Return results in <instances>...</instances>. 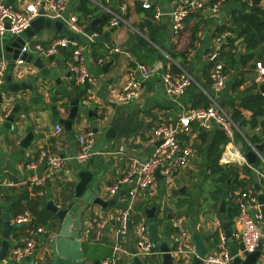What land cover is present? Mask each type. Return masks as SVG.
Wrapping results in <instances>:
<instances>
[{
  "label": "crops",
  "instance_id": "obj_1",
  "mask_svg": "<svg viewBox=\"0 0 264 264\" xmlns=\"http://www.w3.org/2000/svg\"><path fill=\"white\" fill-rule=\"evenodd\" d=\"M28 1L30 0H10V4L22 8ZM212 1L220 3L216 13L203 8L189 14L183 20L182 28L177 35L173 33L172 20L169 15L176 0H156V5L147 10L141 8L138 0L66 1L62 22H66V19L73 15L77 18L78 24L82 26V32L78 33L80 40L77 43L84 46L82 54L90 73V81L83 87H75L71 83L66 62L71 58L72 46L61 48L58 54L53 55L52 61L45 59V66L51 70L49 77L33 79L32 75L38 73V68L31 63L17 64L12 71L9 70V67L7 68L6 74L12 72L15 77L18 76V79L30 76L34 85L41 84V86L25 92L11 93L6 90L8 83L5 81L0 92L3 97V102L0 103V124L3 121L2 115L7 114L9 108L14 104L20 105L18 115L22 117L17 134L11 129L0 127V229L2 225L1 216L6 207H8V214L13 224L16 217L20 215L18 214L19 209L26 202L22 198L25 189L28 191L29 198L42 202L43 208H40L44 210L49 200L60 207L69 202H77L75 208L77 209L82 201L79 197L74 196V187L78 180L76 174L80 168L94 172L93 181L90 184L92 183L95 189L94 176L102 178V186L98 192L95 191L96 196L105 201L114 200L112 205L105 208L100 205L89 204L87 210L89 218L96 213L118 211L125 202L123 190L120 189L116 194H110L108 187L116 178L129 170L130 157L143 160L150 156L152 149L148 143V138L153 127L174 122L181 113L203 107L196 100L194 86L202 91L209 103L210 97L214 98L230 115L233 106L241 101L248 90L251 89L254 93H260L264 96V91L258 90L259 85L264 83V76L258 79L256 68V62L259 61L264 66L262 45H258L253 58L242 64L240 57L246 53V45L242 37L236 38L235 34L223 28V26H232V18L237 16L240 11H249L248 8L252 1ZM123 5L125 6L124 21L115 27H111L109 25L110 15L106 10L118 11ZM259 6L264 9V0L259 2ZM156 10L162 12L158 18L154 17ZM103 13H106V17L97 25L96 32L91 36L86 35L84 28L89 25L92 19ZM108 31L106 38H103L102 34ZM223 32H227L228 37L235 39L233 45L230 46L227 37L226 43L222 45L220 50L227 81L223 88L217 90L211 86L206 58L207 54L215 47V38ZM62 36L64 35L59 31L43 28L32 37L25 38V43L28 45L40 43L46 46L53 39ZM92 36H96V39H93ZM11 37L12 35L9 33L0 37V61L7 60L4 45ZM228 51L233 54L235 61L233 67H228L224 61V53ZM29 52L35 56L38 55L31 50ZM98 59H103V61L98 63ZM133 59L146 64L152 74L144 81L140 95L136 100L124 104L117 103L111 94L120 89L129 69L132 67L131 60ZM108 62L111 63L103 68V64ZM167 69H170L172 73H179L184 70L193 78L194 86H190L186 93L176 100H171L165 94L160 79L161 73ZM236 84L238 86L234 88ZM80 89H82V93L79 99V110L76 118L72 121L71 129L66 131L59 124V119L67 117L70 109L69 101ZM86 96L89 97L88 105H84L82 102L83 99L87 98ZM24 107H27L26 112L23 111ZM88 110L95 113V118H93V114L90 116L87 114ZM241 114L247 121L251 118V112L248 110L241 109ZM234 123L237 125L238 122ZM55 125H60L62 130L56 132ZM108 127H112L115 133L114 137L106 136ZM216 128L217 126L214 125L210 132L205 131L208 132V138L207 141L203 142L199 138L202 129L192 123L191 136L186 134L179 136L184 143L191 140L194 147V155L190 158L187 166L175 175L176 178L174 176V181L172 179L167 184L163 179L156 180L154 188L140 192L134 198L135 212L138 213L134 215V218L142 216L147 224L150 221L155 223L159 235L156 246L160 253L152 256H156L159 262L162 258L159 244L164 242L168 251L174 247L172 238L177 236V227L174 226L175 218H182V226L187 231L190 246L194 248L193 234L197 233L207 248V252L217 250L218 232L219 230L225 232L221 226V221L226 217H221L218 211L221 198L216 196L217 184L214 181V176L210 173L204 149L206 145H210L212 132ZM238 128L244 136L254 131L258 132V128L251 129L248 124H242ZM88 129L92 131L96 129L94 131V154L89 160L85 162H77L74 159L66 161L53 178L43 185H35L38 187L36 191L32 190L34 186L29 187L22 183L31 176L43 172V170L38 171V168L42 166V164L37 163L40 150L45 149L59 156H74L78 151L77 135ZM28 131L33 133V138L30 145L22 152L18 144ZM5 134H8L9 139L7 141L2 139ZM263 154L264 152L261 153V159L255 153V162L248 163L254 168L264 169ZM33 163L36 164L35 167L31 166ZM193 165L194 167H192ZM199 165L208 170L206 176H210L214 184L206 189L202 180L198 181V177L195 178L196 188L193 189L195 193L189 200L185 198L184 186L178 188L176 182L184 180L188 176L196 175V168ZM236 165L239 168H233L234 164L223 165L236 170L238 179L244 183L229 192V195L243 188H250L257 198L259 194H264V179H261L247 165ZM246 170L251 172L245 173ZM179 174L180 176L177 177ZM174 194H177V197ZM226 200L229 201V198ZM167 202L170 203V207L176 206L175 210L178 206L179 208L183 207L182 212L184 214L173 213ZM153 205L156 206L154 217L149 219L144 210ZM225 206L227 208V203ZM158 212L162 214V219H155ZM53 220L57 226L56 218L53 217ZM84 224L87 226V231L80 232V239L83 242L87 240L96 241L93 224L88 218H85ZM56 226L52 228L44 225V228L55 233ZM15 233H19L18 227L10 232V247L23 236L15 238ZM40 242L41 247L44 248L42 241ZM98 242L110 248L109 230ZM233 243L239 248L238 239L234 240ZM125 244L129 249L133 248L134 237L132 234L128 236ZM42 248H38L35 256L26 259L24 264H51L52 253L46 254ZM169 254L172 256L173 262V255ZM7 264L13 263L7 261Z\"/></svg>",
  "mask_w": 264,
  "mask_h": 264
},
{
  "label": "built area",
  "instance_id": "obj_2",
  "mask_svg": "<svg viewBox=\"0 0 264 264\" xmlns=\"http://www.w3.org/2000/svg\"><path fill=\"white\" fill-rule=\"evenodd\" d=\"M66 1L30 0L20 8L0 0V37L6 33L12 36L20 35L29 26L30 22L39 15L40 8L44 10L45 17L62 21ZM138 1L141 8L146 10L156 5V0ZM219 7L220 3L212 0H176L175 6L169 12L174 35L180 32L182 22L189 14L203 8L216 13ZM106 11L110 15L109 25L111 27H115L124 21V5L118 11L110 9ZM161 14L162 12L156 10L154 17L158 18ZM64 23L73 32H82V26L78 24L75 16L70 15ZM228 36L227 32L220 33L215 38V47L207 54L206 58L209 66L211 86L217 90L223 88L227 81L220 50L222 45L226 43ZM68 46H72L71 58L66 62L71 83L75 87H83L90 81V73L82 54L84 46L79 45L76 40H69L67 37L62 36L53 39L46 46L40 43L33 45L25 43L21 47L20 52H29L31 50L38 55L46 57L56 55L61 48ZM102 61L103 59H98V63ZM131 61L132 67L129 69L125 81L119 90L111 94L113 100L117 103L124 104L136 100L140 95L144 81L152 74L146 64L134 59ZM22 62L21 59H17L15 66ZM7 65V60L0 61V92L5 83ZM256 68L259 79L264 76L262 62H256ZM160 79L165 94L171 100H176L183 96L193 84V78L184 70L179 73H172L170 69H167L161 73ZM86 97L82 101L84 105L89 103V97ZM192 123H195L199 129L204 131H210L216 125L223 132L226 140L218 158L220 164H245L252 168L261 179H264V171L254 168L248 163L244 155L245 150L241 151L238 148L236 139L239 138L243 144L246 143L249 148L245 147V149L254 151L262 159L261 154L257 151L255 145L241 133L231 115L214 98L210 97L208 106L185 111L178 116L176 121L153 127L148 138V143L152 149L150 156L143 160L137 157H130L129 170L124 175L116 178L108 187L110 194H116L120 189L123 190L125 202L123 207L116 212L106 211L91 216L90 222L93 224L94 239L96 241L100 240L107 230L110 232L111 254L99 260V264H126L132 256L130 249L125 244L130 234L134 237L133 249L135 256L144 259L160 253L148 234L145 218L142 216H139L137 220L134 218V215L138 214L135 212L134 198L136 194L154 188L157 180L154 175L156 169H159V174L163 176V181L168 184L182 168L187 166L190 158L194 155V147L191 140L184 143L179 136L180 134L191 136ZM55 130L60 132L62 127L55 125ZM233 131H235L236 136ZM94 140V131L88 129L80 132L77 135L78 151L74 156H59L45 149L40 150L37 163L44 166L43 172L39 175L31 176L22 183L29 187L43 185L53 178L66 161L74 159L77 162H85L89 160L94 154ZM158 141L159 144H156ZM31 166L35 167L36 164L33 163ZM228 198L237 208V213L233 217V224L230 228V236H226L223 230H219L217 250L206 252L201 258V264H234V256L243 261L248 253L256 249L259 243L261 244V249L254 264H264V220L260 211L262 204L250 188L238 189L231 193ZM32 220L33 217L28 211H24L14 220V224L24 227V235L9 248L4 264H7V261L13 264H24L26 259L35 256L38 248H42L39 236L45 234L50 242L53 239L54 232H49L48 229L40 225L34 227ZM174 226L177 227V236L172 238L174 247L170 248L168 252L173 255V264H189L195 254V249L190 246L187 231L182 226V218H175ZM239 238L243 248H237L235 255H232L229 248L230 243ZM42 245L44 247L42 248L43 252L46 254L52 253L51 247L44 243ZM123 257L126 258L123 259Z\"/></svg>",
  "mask_w": 264,
  "mask_h": 264
},
{
  "label": "water",
  "instance_id": "obj_3",
  "mask_svg": "<svg viewBox=\"0 0 264 264\" xmlns=\"http://www.w3.org/2000/svg\"><path fill=\"white\" fill-rule=\"evenodd\" d=\"M6 4H10V0H5ZM106 13L101 14L100 16L92 19L88 26L84 28V32L86 35L91 36L96 32L97 25L101 22L102 19H105ZM53 29L61 32L65 37L69 40H80V35L78 33L73 32L68 28V26L56 19H50L44 16V10L42 8L39 9V15L34 18L29 26L20 34L16 36H12L4 45V51L6 53V59L8 61L9 70L15 66V61L17 59H21L25 63H31L34 67L38 68V73L32 75L33 79H38L39 77L50 76L51 70L45 66V59L48 61H52L54 59L53 55L49 56H41V55H33L30 52H20L21 47L25 44L26 39L30 38L36 33H38L41 29ZM108 32L102 34L103 38H106ZM93 39H96V36H92ZM101 39V38H100ZM111 62L103 64V68L108 66ZM5 81L8 83L6 85V90L11 93L16 92H25L27 90H32L34 87L39 88L41 84H33L31 77L18 79V76H14L12 72L7 73L5 75ZM259 91H264V83L259 85ZM82 93V89L78 90L75 94L74 98L69 101L70 109L66 118H60L59 124L63 126L66 131L71 129L72 121L76 118L78 110H79V99ZM12 101V99H9ZM3 102V97L0 95V103ZM20 110L19 104H14L11 108H9L7 114L2 115L3 121L0 124V127H4L6 129H11L16 134L19 130V124H21L22 117L18 115ZM23 111H27V107L23 108ZM87 114L90 116L93 114V118H95V113L92 110H88ZM15 124H12L14 123ZM96 131V129H93ZM107 137H114L115 133L112 127H108L106 130ZM33 138V133L28 131L25 136H23L19 141L20 151L23 152L25 148L30 145V142ZM4 141L8 140V134H5L2 138ZM211 137L209 138V140ZM159 144V141L156 143ZM236 144L238 148L243 151L245 150L244 144L240 139H236ZM255 148L261 154L264 150V140L259 143H255ZM245 157L249 163H254L256 160L255 152L252 150H245ZM44 166H40L38 171H42ZM94 172H90L85 170L84 168H80L77 172L76 176L78 180L76 181L74 187V196L79 197L82 201V205H87V208L83 211L88 210L89 204L100 205L105 208L108 205H112L114 200H103L99 196H96V190L94 185L90 182L92 181ZM157 180L163 179V176L159 174V169H156L154 173ZM230 180H228L229 182ZM229 192L227 189H224L220 196L219 203V213L221 217L225 218L226 212V198H228ZM258 201L262 204L260 206V211L264 220V194L258 195ZM77 202H69L63 207L56 205L54 202L49 200L45 205V210L49 211L54 215L57 221L56 232L53 235V239L51 240V252H52V260L51 264H99V259H94L93 261L86 260L85 253L83 250V241L80 239V232L87 231V226L84 224L85 218L81 216L78 212ZM82 206H79L81 208ZM156 206H151L144 210V213L147 218L152 219L154 217ZM2 225L0 229V264H4V260L7 258L8 251L10 248L9 236L10 232L15 228L19 227L18 224H13L10 220V216L8 214V207L5 208L4 213L1 216ZM91 218H89L90 220ZM221 226L225 230L226 236H230V223L228 220L223 219L221 221ZM148 234L151 240L157 244L159 241V235L157 234L156 226L153 221L148 222L147 224ZM239 240L238 247L239 249L243 248L242 243ZM194 248L195 254L192 256L189 264H201V258L206 254L207 248L199 238L197 233L193 234ZM159 248L162 251V258L159 264H173L172 256L168 253V247L164 242L159 244ZM230 252L232 255H235L237 250V245L235 243H231ZM261 249V244L259 243L256 249L248 253L245 260L240 261L237 256H234L233 262L234 264H254L259 252ZM130 252L132 254L131 259L126 262V264H146L143 258L134 255V249L130 248Z\"/></svg>",
  "mask_w": 264,
  "mask_h": 264
},
{
  "label": "trees",
  "instance_id": "obj_4",
  "mask_svg": "<svg viewBox=\"0 0 264 264\" xmlns=\"http://www.w3.org/2000/svg\"><path fill=\"white\" fill-rule=\"evenodd\" d=\"M251 1L252 4L248 8L249 11H240L237 16L235 15L232 18V26H223L224 29H227L229 32L235 34L236 38L242 37L246 45V53L240 57V62L242 64L246 63L249 59L254 57V52L258 45H262L261 48L264 52V9L260 8L259 6V2L261 0ZM234 39L235 38L228 37V44L230 46L233 45ZM223 57L228 67H233L235 65L233 54L230 51L224 53ZM192 85L194 86V84ZM236 86L238 85H234V88H236ZM194 88L196 90L195 95L198 104H201V106L203 107L208 106V98L196 86H194ZM241 109L251 112V118L248 121L241 114ZM231 118L234 122H238V127H240L242 124H248L251 129L258 128V132L254 131L251 134L245 135V137L251 143L255 144L264 140V96L262 94L254 93L251 89L248 90L241 101L238 102L236 106H233ZM207 133L208 132L202 130L199 134V138H201L203 142L207 141ZM225 140L226 138L223 132L219 128H216L212 132V141L210 145H206L204 147L210 173L214 176V181L217 184V198H220L221 193L224 189H227L228 192H231L244 184L241 180L238 179V173L236 170H234L232 167L223 166L218 162V158L222 150L221 146L225 143ZM244 145L246 148H249L246 143ZM228 180H230V182H228ZM37 189L38 187L36 186L32 188L33 191H36ZM23 193L24 194L22 198L26 202H24V206L20 207L18 214H21L24 211H28L33 217L32 225L34 227L45 225L54 228L56 226V223L53 220L54 216L49 211H45L44 209H42V202H39L36 199L29 198L27 189H25ZM226 203L227 211L225 217L232 226L233 217L237 213V208L230 200H226ZM137 219L138 218L135 217V220ZM18 228L19 233L14 234L15 238L24 235V227ZM83 250L86 260L88 261H93L94 259L101 260L110 256L111 254V247L109 248L108 246L98 241H84Z\"/></svg>",
  "mask_w": 264,
  "mask_h": 264
},
{
  "label": "rangeland",
  "instance_id": "obj_5",
  "mask_svg": "<svg viewBox=\"0 0 264 264\" xmlns=\"http://www.w3.org/2000/svg\"><path fill=\"white\" fill-rule=\"evenodd\" d=\"M234 132V135L236 136V133H235V131H233ZM192 167H194V165L192 166ZM233 168H239V167H237V165H234L233 166ZM261 170H263L264 171V169H261ZM181 171V170H180ZM179 171V172H180ZM202 171H204V172H202ZM178 172V173H179ZM183 172V171H182ZM181 172V173H182ZM245 173H250L251 171L250 170H246V171H244ZM180 173V174H181ZM180 174L177 176V177H179L180 176ZM206 174H208V170L206 169H203L202 167H201V165H199L197 168H196V175H194V176H188L186 179H184V180H181V181H178V182H176V185L178 186V188L180 187V186H184V192H186V194H185V198L186 199H189V200H191L192 199V197L194 196V188H196V185L194 184V182H195V178H197L198 177V181L200 180H202V182H203V186H205V188L206 189H209L213 184H214V182H213V180L211 179V177L210 176H206ZM177 175V174H176ZM174 178V177H173ZM175 178H176V176H175ZM94 180H95V187H96V191L98 192L99 191V189H100V187L102 186V183H101V180H102V178L100 177V176H94ZM93 181V180H92ZM173 181H174V179H173ZM105 183V182H104ZM160 184H161V182H160ZM193 184V185H192ZM175 195V197H177V194H174ZM166 203V202H165ZM168 203V207H170V203L169 202H167ZM172 203V202H171ZM184 204L186 203V202H183ZM189 203V202H188ZM79 206H82L81 208H79ZM89 206V205H88ZM176 207V206H175ZM175 207H170V209H171V211L174 213V212H176V213H181V214H184L183 212H182V210H183V207L181 208H179V206L177 207V209L175 210ZM87 208V205H82L81 203H79V205H78V212L81 214V216L82 217H84V218H88V220H89V216H88V211L86 210V211H83V210H85ZM158 218H161L162 219V214H159V212L158 213H156V216H155V219H158ZM39 240L40 241H42V243H44L45 245H47V246H49V247H51V242L50 241H48L47 240V238H46V236H43V235H41V236H39ZM126 257H123V259H125ZM144 260L146 261V264H159V261H158V259H157V257L156 256H148V257H145L144 258ZM31 264H33V263H31Z\"/></svg>",
  "mask_w": 264,
  "mask_h": 264
}]
</instances>
